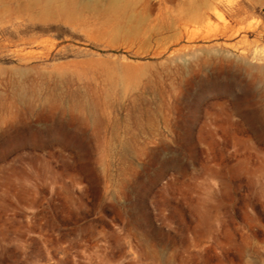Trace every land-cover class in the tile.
I'll return each instance as SVG.
<instances>
[{
	"label": "rangeland",
	"instance_id": "1",
	"mask_svg": "<svg viewBox=\"0 0 264 264\" xmlns=\"http://www.w3.org/2000/svg\"><path fill=\"white\" fill-rule=\"evenodd\" d=\"M0 264H264V0H0Z\"/></svg>",
	"mask_w": 264,
	"mask_h": 264
},
{
	"label": "bare ground",
	"instance_id": "2",
	"mask_svg": "<svg viewBox=\"0 0 264 264\" xmlns=\"http://www.w3.org/2000/svg\"><path fill=\"white\" fill-rule=\"evenodd\" d=\"M65 1H66V0H59V2L62 3V4L65 3Z\"/></svg>",
	"mask_w": 264,
	"mask_h": 264
}]
</instances>
